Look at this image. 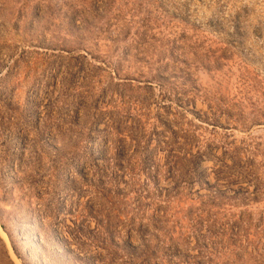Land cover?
Masks as SVG:
<instances>
[{"label": "rangeland", "instance_id": "obj_1", "mask_svg": "<svg viewBox=\"0 0 264 264\" xmlns=\"http://www.w3.org/2000/svg\"><path fill=\"white\" fill-rule=\"evenodd\" d=\"M0 264H264V0H0Z\"/></svg>", "mask_w": 264, "mask_h": 264}, {"label": "bare ground", "instance_id": "obj_2", "mask_svg": "<svg viewBox=\"0 0 264 264\" xmlns=\"http://www.w3.org/2000/svg\"><path fill=\"white\" fill-rule=\"evenodd\" d=\"M24 237V236H23Z\"/></svg>", "mask_w": 264, "mask_h": 264}]
</instances>
